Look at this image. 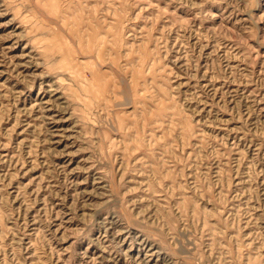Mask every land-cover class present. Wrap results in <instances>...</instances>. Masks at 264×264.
Listing matches in <instances>:
<instances>
[{"label": "rangeland", "instance_id": "1", "mask_svg": "<svg viewBox=\"0 0 264 264\" xmlns=\"http://www.w3.org/2000/svg\"><path fill=\"white\" fill-rule=\"evenodd\" d=\"M0 264H264V0H0Z\"/></svg>", "mask_w": 264, "mask_h": 264}]
</instances>
